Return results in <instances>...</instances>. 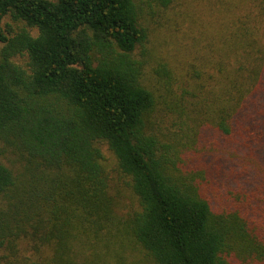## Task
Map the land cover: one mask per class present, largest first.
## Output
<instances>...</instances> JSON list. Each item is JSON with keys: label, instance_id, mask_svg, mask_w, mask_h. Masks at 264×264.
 I'll use <instances>...</instances> for the list:
<instances>
[{"label": "trees", "instance_id": "1", "mask_svg": "<svg viewBox=\"0 0 264 264\" xmlns=\"http://www.w3.org/2000/svg\"><path fill=\"white\" fill-rule=\"evenodd\" d=\"M0 44V264H264V0H0Z\"/></svg>", "mask_w": 264, "mask_h": 264}, {"label": "rangeland", "instance_id": "2", "mask_svg": "<svg viewBox=\"0 0 264 264\" xmlns=\"http://www.w3.org/2000/svg\"><path fill=\"white\" fill-rule=\"evenodd\" d=\"M50 1H55V0H50ZM6 22H10L9 19L6 20ZM168 36L166 33L162 34L160 32L154 42L148 43L146 45V48L148 51L153 49V47L156 45L158 50L161 49V47H164V41H167ZM190 40H186L184 38H180L177 42L176 49L170 50L167 46L165 49H167V56L170 60V62L175 66L176 69H182L183 67H189L188 64L193 61L192 54L193 52L196 51V49H193V45H196L195 39L192 40V43L190 45ZM190 45V46H189ZM1 44H0V49H1ZM175 54L173 58H171V55ZM17 62L23 66L26 65V59L25 58H19L17 59ZM164 123L162 124V127H170V123H168V118L164 119ZM104 152L105 155L108 158V162L110 163V168L108 170L111 173L112 177V183L115 187L118 188V191H114L115 195L117 196V203L119 207V214L124 215L128 211H131L132 209H137L138 208V203L137 199L134 197L132 194L131 190L127 188V185L125 182H128V179L124 178L120 174L117 173L116 167H115V160L112 157V155L106 150V147H104ZM6 155H8L12 161H16V156L15 155H20L19 151L14 149V148H7L5 150ZM136 256L131 257L129 260L126 261L125 264H152L149 262V259L146 257L145 252L140 250L139 248H136Z\"/></svg>", "mask_w": 264, "mask_h": 264}]
</instances>
